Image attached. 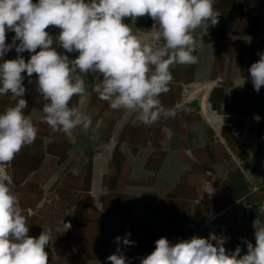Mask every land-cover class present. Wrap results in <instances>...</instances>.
<instances>
[{
  "label": "crops",
  "instance_id": "1",
  "mask_svg": "<svg viewBox=\"0 0 264 264\" xmlns=\"http://www.w3.org/2000/svg\"><path fill=\"white\" fill-rule=\"evenodd\" d=\"M214 8L220 12L218 24L205 36L199 29L195 35L197 61L173 65L170 90L159 97L176 111L174 118L148 127L131 113L112 110L92 90L96 74L90 73L84 77L93 120L87 134L77 129L73 142L34 121L37 139L16 155L7 174L28 220V235L52 231L45 249L49 264H110L106 258L117 247L128 264H140L161 237L175 244L220 230L229 252L239 245L246 254L241 238L255 245L253 221H264V86L254 90L248 69L264 53V0H215ZM124 22L144 35L154 23L148 16ZM46 31L54 38L60 33ZM14 35L7 32L6 43ZM54 46L70 59L78 55ZM17 55L13 48L0 63ZM19 55L27 62L31 53ZM22 75L25 114L41 113L45 101L36 90V74ZM243 78L244 85L237 86ZM217 79L220 84L208 94L223 117L219 138L196 102L177 106L183 84ZM16 102L0 96V113ZM77 102L74 97L71 103ZM126 233L133 245L116 242Z\"/></svg>",
  "mask_w": 264,
  "mask_h": 264
},
{
  "label": "clouds",
  "instance_id": "2",
  "mask_svg": "<svg viewBox=\"0 0 264 264\" xmlns=\"http://www.w3.org/2000/svg\"><path fill=\"white\" fill-rule=\"evenodd\" d=\"M214 4L215 0H0V58L13 48L18 54L0 63V96L17 101L0 113V170L35 142L36 119L73 142L77 129L89 132L93 120L87 113L84 77L90 73L96 74L92 90L112 110L131 113L148 127L161 118H174L176 111L165 108L159 97L170 90L173 65L197 61L193 54L197 30L205 36L208 27L219 22ZM144 16L154 21L146 35L135 33L124 22L130 18L135 24ZM50 27L60 29L57 37L46 31ZM9 31L15 33L10 44L6 43ZM54 44L78 55L70 59ZM25 51L31 53L27 62L19 55ZM259 56L248 69L257 93L264 86V53ZM25 72L28 77L36 74V90L45 101L41 113L25 114ZM244 83L243 78L237 86ZM74 97L76 105L71 103ZM163 131L169 138L173 135L168 128ZM12 186L13 178L5 172L0 176V264H49L45 249L52 231L43 229L38 238L28 235V220ZM210 187L211 195L215 190ZM253 228L255 245L241 238L247 245L244 255L239 245L227 251L225 239L213 234L175 244L161 237L140 264H264V221L257 217ZM128 236H118L116 242L133 245ZM106 259L110 264H128L120 247Z\"/></svg>",
  "mask_w": 264,
  "mask_h": 264
},
{
  "label": "built area",
  "instance_id": "3",
  "mask_svg": "<svg viewBox=\"0 0 264 264\" xmlns=\"http://www.w3.org/2000/svg\"><path fill=\"white\" fill-rule=\"evenodd\" d=\"M51 28L60 32L59 28ZM219 81L220 80L217 79L206 84H183L180 91V99L177 103L178 107H183L189 102H196L199 106L201 116L210 123V126L214 130L217 138H219V130L224 124V121L223 117L212 108L208 92L211 88L218 86L220 84ZM7 168L0 170V176H3L5 172L7 174ZM213 235L222 237L224 232L223 230H220ZM213 243H215V241H213Z\"/></svg>",
  "mask_w": 264,
  "mask_h": 264
},
{
  "label": "rangeland",
  "instance_id": "4",
  "mask_svg": "<svg viewBox=\"0 0 264 264\" xmlns=\"http://www.w3.org/2000/svg\"><path fill=\"white\" fill-rule=\"evenodd\" d=\"M31 214V213H30ZM32 215V214H31Z\"/></svg>",
  "mask_w": 264,
  "mask_h": 264
},
{
  "label": "water",
  "instance_id": "5",
  "mask_svg": "<svg viewBox=\"0 0 264 264\" xmlns=\"http://www.w3.org/2000/svg\"><path fill=\"white\" fill-rule=\"evenodd\" d=\"M51 28V27H50Z\"/></svg>",
  "mask_w": 264,
  "mask_h": 264
}]
</instances>
